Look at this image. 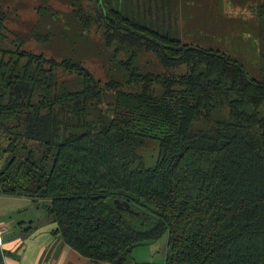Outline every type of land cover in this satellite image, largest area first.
Segmentation results:
<instances>
[{
	"label": "trees",
	"instance_id": "16d2710c",
	"mask_svg": "<svg viewBox=\"0 0 264 264\" xmlns=\"http://www.w3.org/2000/svg\"><path fill=\"white\" fill-rule=\"evenodd\" d=\"M70 1L0 44V196L42 201L94 264H136L165 235L166 264H264V76L184 43L180 0Z\"/></svg>",
	"mask_w": 264,
	"mask_h": 264
},
{
	"label": "rangeland",
	"instance_id": "374dc122",
	"mask_svg": "<svg viewBox=\"0 0 264 264\" xmlns=\"http://www.w3.org/2000/svg\"><path fill=\"white\" fill-rule=\"evenodd\" d=\"M2 4L9 18L4 29L6 41H0V44L7 46L15 37L13 32L27 33L30 24L42 20L39 8L43 5L48 4L68 16L72 12L70 0H2ZM262 4L264 0H180L178 3V10L181 13L178 16L180 39L184 43L221 50L239 61L250 78L260 79L264 76V40L257 8ZM96 39L99 40L98 37ZM29 44L31 45L27 46L29 49L41 48L34 41ZM83 60L99 77H105L98 58L87 55ZM141 63L146 65L147 70L154 69L159 72L162 70L155 55L151 53L143 56ZM261 111L264 113V106ZM143 154L147 165H151L158 154L157 144L150 143ZM40 204L39 206V203H36L34 209H21L16 212L15 219L23 220L25 216L37 215L38 212L47 215L42 201ZM163 238V241L168 240L169 235Z\"/></svg>",
	"mask_w": 264,
	"mask_h": 264
},
{
	"label": "crops",
	"instance_id": "0c3cea01",
	"mask_svg": "<svg viewBox=\"0 0 264 264\" xmlns=\"http://www.w3.org/2000/svg\"><path fill=\"white\" fill-rule=\"evenodd\" d=\"M35 205L27 197L0 196V248L4 264H94L62 244L55 234L57 223L47 215L38 212L23 220L15 219L16 212L34 209ZM163 239L137 247L136 264H166L169 239Z\"/></svg>",
	"mask_w": 264,
	"mask_h": 264
},
{
	"label": "flooded vegetation",
	"instance_id": "af4514ba",
	"mask_svg": "<svg viewBox=\"0 0 264 264\" xmlns=\"http://www.w3.org/2000/svg\"><path fill=\"white\" fill-rule=\"evenodd\" d=\"M262 5H263V4H262ZM260 6H261V5H260ZM260 6H258V8H259ZM258 8H257V9H258Z\"/></svg>",
	"mask_w": 264,
	"mask_h": 264
},
{
	"label": "built area",
	"instance_id": "2783aa9c",
	"mask_svg": "<svg viewBox=\"0 0 264 264\" xmlns=\"http://www.w3.org/2000/svg\"><path fill=\"white\" fill-rule=\"evenodd\" d=\"M0 240H1V237H0Z\"/></svg>",
	"mask_w": 264,
	"mask_h": 264
}]
</instances>
